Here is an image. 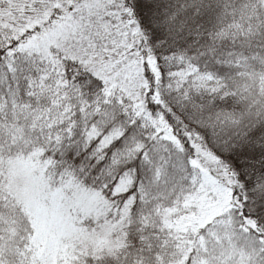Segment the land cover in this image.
I'll list each match as a JSON object with an SVG mask.
<instances>
[{
    "label": "snow or ice",
    "instance_id": "6c2138e0",
    "mask_svg": "<svg viewBox=\"0 0 264 264\" xmlns=\"http://www.w3.org/2000/svg\"><path fill=\"white\" fill-rule=\"evenodd\" d=\"M0 264H264V0H0Z\"/></svg>",
    "mask_w": 264,
    "mask_h": 264
}]
</instances>
